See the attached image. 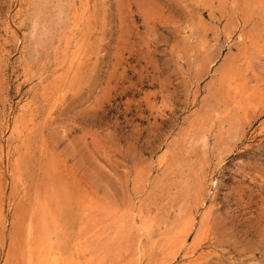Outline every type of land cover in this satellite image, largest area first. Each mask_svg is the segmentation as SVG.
<instances>
[{
	"label": "rangeland",
	"instance_id": "374dc122",
	"mask_svg": "<svg viewBox=\"0 0 264 264\" xmlns=\"http://www.w3.org/2000/svg\"><path fill=\"white\" fill-rule=\"evenodd\" d=\"M0 264H264V0H0Z\"/></svg>",
	"mask_w": 264,
	"mask_h": 264
}]
</instances>
